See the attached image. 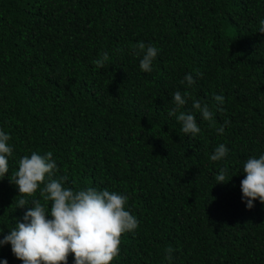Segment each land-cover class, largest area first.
<instances>
[{"label": "trees", "instance_id": "1", "mask_svg": "<svg viewBox=\"0 0 264 264\" xmlns=\"http://www.w3.org/2000/svg\"><path fill=\"white\" fill-rule=\"evenodd\" d=\"M262 21L264 0H0V130L13 147L0 179V239L33 200L44 203L38 188L17 208L19 160L50 151L52 178L67 175L65 187L128 196L139 225L122 234L111 264H264V203L248 209L241 191L244 163L264 155ZM139 42L158 49L151 72L140 69ZM196 71L203 76L181 84ZM178 90L190 96L170 116ZM180 112L196 117L195 137ZM221 143L228 155L212 161ZM221 168L227 183H216ZM4 259L23 264L10 243L0 245Z\"/></svg>", "mask_w": 264, "mask_h": 264}, {"label": "clouds", "instance_id": "2", "mask_svg": "<svg viewBox=\"0 0 264 264\" xmlns=\"http://www.w3.org/2000/svg\"><path fill=\"white\" fill-rule=\"evenodd\" d=\"M264 33V21L259 30ZM134 54L141 56L140 69L144 72L152 71L153 60L157 57L158 49L154 45L139 42L134 45ZM109 60L107 52L93 61L96 68L104 69ZM203 73L196 71L195 77L187 73L181 84L189 86L202 77ZM190 93L176 91L173 94L175 107L168 115H176L189 98ZM214 99L220 105L224 103L222 95ZM192 107L201 113L203 120L210 121L213 114L206 103L193 100ZM176 119L182 123V131L195 137L200 133L196 117L191 112H180ZM225 121L216 129L223 134ZM11 137L0 130V179L9 170V157L13 154V147L9 144ZM229 149L219 144L210 156L212 161H219L228 155ZM18 171L14 172L11 182L18 186L20 199L17 208L28 205L25 195L32 196L40 189L44 203L39 199L32 201V206L24 212L22 221L17 220L15 227L0 239V245H11V251L23 264H68L69 254H74V264H111L120 253L122 234L137 229L139 221L125 206L128 196L107 189L97 190L88 187L74 191L64 186L68 176L53 179V174L59 171L53 153L44 155L33 151L30 156H23L18 162ZM245 178L241 181L242 200L246 207L252 209L254 201L259 199L264 203V155L259 158L252 156L244 163ZM46 176L48 179L46 180ZM227 169L221 168L216 175V183H227ZM43 188H40L41 185ZM51 202L50 209L48 202ZM51 217V218H49ZM173 249H167V258L172 259ZM0 264H8L4 259Z\"/></svg>", "mask_w": 264, "mask_h": 264}]
</instances>
